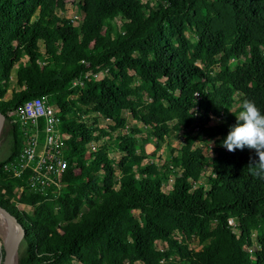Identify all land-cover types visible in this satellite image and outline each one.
Here are the masks:
<instances>
[{"label": "trees", "instance_id": "trees-1", "mask_svg": "<svg viewBox=\"0 0 264 264\" xmlns=\"http://www.w3.org/2000/svg\"><path fill=\"white\" fill-rule=\"evenodd\" d=\"M69 1L0 0V203L26 229L19 264H264V0H72L77 17ZM35 96L62 116L57 197L8 167L23 145L9 111ZM125 110L140 125L119 133Z\"/></svg>", "mask_w": 264, "mask_h": 264}, {"label": "built area", "instance_id": "built-area-1", "mask_svg": "<svg viewBox=\"0 0 264 264\" xmlns=\"http://www.w3.org/2000/svg\"><path fill=\"white\" fill-rule=\"evenodd\" d=\"M195 95L200 97L199 92ZM9 116L21 128L23 145L8 167L15 177H21L30 170V188L44 195L53 189L57 197L64 186L63 179L69 165L61 129L58 127L62 122L59 108L50 103L47 97L35 96L10 110ZM229 223L236 226L233 217Z\"/></svg>", "mask_w": 264, "mask_h": 264}, {"label": "rangeland", "instance_id": "rangeland-1", "mask_svg": "<svg viewBox=\"0 0 264 264\" xmlns=\"http://www.w3.org/2000/svg\"><path fill=\"white\" fill-rule=\"evenodd\" d=\"M72 2L73 1L70 0L68 2L67 8L65 10H61L59 12L62 13V14H65V15H67L69 17H77V15L79 13L75 9V7L72 4ZM114 20L115 21L113 23L115 24V26H118L119 27L120 26V23H121V18L119 16H115ZM15 85H16L15 78H13L12 81H11V85L8 88L7 93H6V97L7 98H10V96L12 94V89L15 87ZM238 107H239V104H236L235 103L232 109L235 110ZM201 113L202 112L199 111V114H201ZM245 114H246L245 111H241L240 112V116H243ZM124 116H127L128 117V119H129V122L128 123L129 124H128V127L127 128L119 129L118 130L119 133H123V132L128 131L134 125H140V123L136 122V120H134L131 117V112L130 111L125 110L124 111ZM212 118H213V121L216 120L215 117H212ZM108 123H109V121H107L104 118H99L98 123H94L93 121H90L89 122L90 126H92V127H95L97 125H99V126H106V125H108ZM58 127L62 130V128H63L62 123H59V126ZM43 138L44 137H42V139ZM140 138L141 137L139 136V142L141 141ZM182 142H183V137L181 136V133L174 132V133L170 134L168 136V142L163 146V148L160 150L159 154H161V156L163 157V159L169 157L170 156L171 146H175L176 148L177 147L179 148V146H180V144ZM212 147H214L213 149H218V150L220 149V147H217V146H214V145ZM12 148H13V145L9 141H6V142L2 143L0 145V160L4 159L11 152ZM154 148H155L154 145L151 144V143H148L146 145V150H147L148 153H151L154 150ZM206 151L208 152V150H206ZM175 153H179V152H175ZM159 161L162 162V160H159ZM18 207L20 209L26 210V211L31 212V213L34 212V207L33 206H29V205H26V204L18 203ZM83 210H87V208L84 207ZM5 231H6L5 226L0 222V254H1V250L3 252L5 251V249H3L1 247V246H3L4 241H5V238L3 237ZM252 238H253L254 244L256 245V247H258L259 244H258V241L256 239V234L255 233L253 234V237ZM166 245L167 244H166L165 241L160 240V241L157 242V246L159 248H165ZM201 246H202V243H200L199 239L196 236L191 239V241H190V247L191 248L199 249ZM255 258H256V256H255ZM137 264H143V263L142 262H137Z\"/></svg>", "mask_w": 264, "mask_h": 264}, {"label": "water", "instance_id": "water-1", "mask_svg": "<svg viewBox=\"0 0 264 264\" xmlns=\"http://www.w3.org/2000/svg\"><path fill=\"white\" fill-rule=\"evenodd\" d=\"M9 130V120L6 114L0 111V145ZM0 218L6 220L15 229L13 243L10 249L1 250L0 264H10L12 260L19 261V251L26 239V229L18 217L0 203Z\"/></svg>", "mask_w": 264, "mask_h": 264}, {"label": "bare ground", "instance_id": "bare-ground-1", "mask_svg": "<svg viewBox=\"0 0 264 264\" xmlns=\"http://www.w3.org/2000/svg\"><path fill=\"white\" fill-rule=\"evenodd\" d=\"M0 222L5 226L6 231L4 232L3 237L5 238L3 246H1L3 249H10L13 243L14 233L15 229L11 227V225L4 219L0 218ZM10 264H19V261L17 262L16 259L12 260Z\"/></svg>", "mask_w": 264, "mask_h": 264}]
</instances>
